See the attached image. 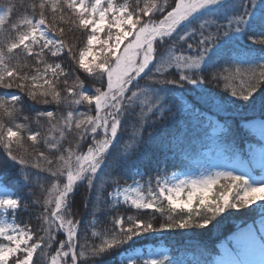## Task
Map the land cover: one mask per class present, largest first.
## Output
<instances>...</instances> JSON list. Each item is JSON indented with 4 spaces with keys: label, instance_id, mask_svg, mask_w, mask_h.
I'll return each instance as SVG.
<instances>
[{
    "label": "snow or ice",
    "instance_id": "snow-or-ice-1",
    "mask_svg": "<svg viewBox=\"0 0 264 264\" xmlns=\"http://www.w3.org/2000/svg\"><path fill=\"white\" fill-rule=\"evenodd\" d=\"M196 21L184 31L182 25ZM78 30L85 46L77 57L66 36L79 39ZM64 58L75 68L55 62ZM250 59L258 73L234 67ZM243 75L248 86L237 91L230 81ZM88 77L98 86L87 85ZM207 84L223 85L245 105H255L260 95L264 114V0H2L0 89L16 91L0 96V168L18 165L25 182H32L25 170L42 174L35 182L42 195L32 200L40 209L35 226L31 220L16 223L17 210L26 212L29 204L0 196V215L14 217L12 223L0 221V264H96L145 234L205 228L228 209L264 202V177L253 181L243 173L216 171L169 181L157 173L146 182L147 196L143 185L122 188L119 180L108 194L113 209L123 195V203L138 213L151 210L152 219L114 217L110 230L97 231L96 220L84 225L73 211L80 185L92 190L97 173L106 164L119 166L147 128L175 119L171 95L186 85L202 92ZM26 107L34 120L23 115L24 122L13 123ZM185 110L202 115L191 104ZM125 134L122 153L117 141ZM22 150L29 155H20ZM166 210L167 219L154 224ZM127 250L132 254L124 264H173L167 255L142 258L141 249ZM201 264H264V219L259 235L248 228L233 247L225 245L215 260Z\"/></svg>",
    "mask_w": 264,
    "mask_h": 264
},
{
    "label": "trees",
    "instance_id": "trees-1",
    "mask_svg": "<svg viewBox=\"0 0 264 264\" xmlns=\"http://www.w3.org/2000/svg\"><path fill=\"white\" fill-rule=\"evenodd\" d=\"M116 2L123 3L124 0H116ZM198 23L199 21L193 24L185 23L182 27L184 31H187ZM177 32L183 34L179 28ZM76 36L80 38L76 39L69 32L66 36V43L74 45V51L78 57L79 50L85 46L83 43L85 38L80 36L79 30L76 32ZM174 39L178 40L179 36L174 34ZM161 54H166L164 49H161ZM55 62H62L66 69L70 67V64L73 69L75 68V63L70 62L67 58ZM256 63V60L250 59L248 63L234 67H240L244 73L253 70L258 73L260 70L256 68ZM85 75L81 74V79H85ZM241 79L243 83H241ZM230 83L239 91L242 87L248 86V76L243 75L238 77L234 83L231 81ZM86 84L93 88L98 86L92 83L91 77L86 79ZM195 87V85H186L184 89L177 90L175 94L171 95L169 101L176 113L175 119H169L164 123L147 128L143 133V141L134 144V147L121 157L119 166L113 169L106 164L97 173L92 190L87 189L86 185L79 186V190L75 193L76 206L73 211L76 212L77 218L81 219L82 224L87 225L88 221L96 220L95 230L104 231L112 228L111 221L114 217L123 216L126 218L140 215L142 219H152L151 210L147 213H138L135 208L123 202L113 209L108 194L113 191L116 180H119L120 186L137 180L141 182L142 190L147 194L146 182L150 177H155L157 173L165 176L177 169L197 165V163L202 164L206 159V149L212 155L233 156L242 153L246 143L254 140L245 127V122L255 118L264 119L259 104L260 95L255 97V105H252L251 102L245 105L231 97L230 93H226L223 85L207 84L202 92L192 89ZM15 91V89H0V96ZM261 94H264V89L261 90ZM186 103L193 105L202 115L196 116L192 111H186ZM17 109L19 110V105ZM65 110H67V105H65ZM80 110L82 111L83 108ZM23 115H29L33 120L35 118V113L26 107L21 117H18L13 123L24 122ZM207 115L215 117L221 122L223 129L218 132L214 131L212 122ZM0 117H3L2 110H0ZM31 126L35 127L36 125L32 123ZM44 129L45 125L42 123L41 130ZM130 132L131 129H129ZM126 139H128V134L120 137L117 141V146L121 144L118 147L122 153L125 150L122 143ZM20 155L27 157L29 153L22 150ZM0 159H3L2 153H0ZM31 162H34V157ZM18 167V165H10L7 169L0 168V180L18 198L30 205V209L26 212L23 209L17 210L19 217L15 218L16 223L21 221L27 223L31 220L32 226H35V217L39 214L40 209L38 205L32 203V200L42 195L35 183L42 179V174L37 175L31 173V170H25L32 177V182H25L21 180L24 173L16 171ZM153 186H155L154 182ZM97 195L101 197L99 202L96 199ZM97 208L100 210L97 211ZM168 215L167 210L165 214L157 213L153 223L158 226L159 223L167 219ZM263 215L264 211L257 204L241 209H228L205 228L172 229L145 234L123 248L112 250L98 259L96 264H124L125 260L121 259V255L129 251L127 249L158 243H163L168 248V252L159 255L158 258L167 255L173 264L211 262L217 256L219 241L228 239L229 234L237 228L251 222L254 223Z\"/></svg>",
    "mask_w": 264,
    "mask_h": 264
},
{
    "label": "rangeland",
    "instance_id": "rangeland-1",
    "mask_svg": "<svg viewBox=\"0 0 264 264\" xmlns=\"http://www.w3.org/2000/svg\"><path fill=\"white\" fill-rule=\"evenodd\" d=\"M207 117L212 122V129L216 132L223 129L221 122H219L215 117L207 115ZM264 123V119L255 118L245 122V127L248 129L249 133L253 137L254 140L247 142L245 145L244 152L237 153L233 156L228 155H212L208 149H206V159L202 164L197 163V165H191L185 167L183 169H177L169 173L168 175L163 176V178L168 179L169 181L173 180H183V179H197L201 176H206L212 174L216 171H234L237 174H246L249 175L253 181H259L262 177H264V169L260 167V160L262 152H264V134L261 132V124ZM137 183L140 185L141 182L133 181L127 185H121V187H136ZM141 191H143L141 189ZM145 196L147 194L144 192ZM10 195L13 198H18L13 191L5 186L0 180V196ZM132 196L135 193H131ZM121 202H123V195L120 197ZM260 203L256 204L260 206ZM264 219V215L257 219L254 223H248L245 226H241L229 234L228 239L221 240L218 242V253L215 259L220 256L221 251L225 245L228 247H233L235 243V238L244 230L248 228H253L256 230L257 235L260 234V222ZM0 221L6 223H12V216H4L0 215ZM135 248H139L142 250V258H148L150 255L158 258L159 255L166 254L168 252V248L163 243L158 244H147L144 246H138ZM132 252L129 250L124 252L121 255V259L125 260L127 255H131Z\"/></svg>",
    "mask_w": 264,
    "mask_h": 264
}]
</instances>
